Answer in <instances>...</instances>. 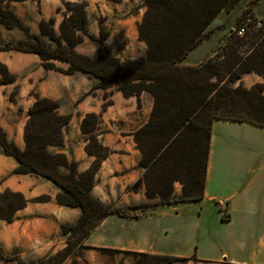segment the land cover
<instances>
[{
    "label": "crops",
    "instance_id": "0c3cea01",
    "mask_svg": "<svg viewBox=\"0 0 264 264\" xmlns=\"http://www.w3.org/2000/svg\"><path fill=\"white\" fill-rule=\"evenodd\" d=\"M63 1L85 2L88 6V31L93 38L84 37L76 48L79 54L97 58L109 53L124 63L145 56L147 46L138 33L142 20L120 14L121 2L111 6L104 0H26L9 2L8 6L30 34L38 36L42 20L55 18V29L59 30L64 19ZM102 26L107 38L100 42ZM224 32L231 34L230 30ZM26 39L21 29L0 25V46ZM0 64L15 77L14 83L0 85V130L21 150L25 149L28 113L37 98L58 102L59 114L71 116V120L63 129V146L50 151L67 155L84 173L96 159L87 153L89 140L81 131V123L87 115L101 116L98 139L111 153L96 174L92 194L104 204L118 208L120 214L107 217L83 241L82 247L92 249L78 247L64 264H134L132 256L98 249L188 259L173 264H264V128L248 123H215L204 198L199 202L140 207L148 200L142 183L144 170L139 167L141 153L133 133L147 123L152 97L143 94L141 102L145 108L142 105L138 109L137 99L125 98L115 86L93 91L97 79L80 72L64 75L44 69L41 58L34 53L0 51ZM55 64L62 69L69 67L65 62ZM262 81L256 74L244 75L241 80L248 89ZM106 93L108 100L104 98ZM107 101L112 105L103 110ZM17 167V161L6 156L0 146V195L19 194L27 201L24 208L16 211L12 223L0 219V249L4 254L0 264H34L64 250L69 236L63 234L62 227L76 225L82 216L81 209L57 202L61 191L55 184L34 175L16 174ZM176 186L175 194L180 197L182 187L180 183ZM41 197L49 200L38 202ZM130 221L132 232L121 224ZM143 222H163L161 237L151 228L148 236L140 233L138 224ZM203 231L208 239H200Z\"/></svg>",
    "mask_w": 264,
    "mask_h": 264
},
{
    "label": "trees",
    "instance_id": "16d2710c",
    "mask_svg": "<svg viewBox=\"0 0 264 264\" xmlns=\"http://www.w3.org/2000/svg\"><path fill=\"white\" fill-rule=\"evenodd\" d=\"M12 1L26 0H0V25L21 29L27 39L2 45L0 51L34 53L46 70L64 75L80 72L97 79L93 91L115 85L125 98L135 97L139 108L143 94L154 100L147 123L133 133L141 153L139 167L144 170L142 183L148 200L140 207L199 202L204 198L215 122L248 123L264 128V18L259 22L255 19L251 30H245L243 36L238 30L231 31L221 50L202 64L183 65L189 54L208 37L214 21L223 12L231 13L242 0H145L138 33L147 50L144 57L132 63H124L109 53L91 58L76 51L84 37L92 38L86 3L63 1L64 19L59 30L55 29V18L42 20L37 36L30 34L29 28L11 11L8 3ZM109 1L120 3L122 0ZM61 11L62 7L58 9ZM105 38L102 29L100 41ZM56 61L68 63L69 67L59 68ZM249 74L261 77L262 83L250 89L241 83L237 85ZM0 76V85L15 82V77L1 64ZM59 104L37 98L28 113L24 150L0 130L4 154L18 163L16 174L34 175L52 182L61 191L57 196L60 205L82 210L76 225L62 227L63 234L69 236L67 248L34 264H64L101 222L110 215L120 214L118 208L104 204L92 194L96 174L111 153L98 139L101 116L87 115L81 123V131L89 140L87 153L96 160L88 171L80 173L78 164L67 155L50 151L52 147L63 146V129L71 120V116L59 114ZM179 183L182 194L177 197ZM138 186L139 183L135 189ZM48 200V197L37 199L38 202ZM26 204L19 194L0 195V219L12 223L16 211ZM98 251L132 256L134 264L188 261L167 255ZM0 256L4 257L2 249ZM20 264L25 263L20 261Z\"/></svg>",
    "mask_w": 264,
    "mask_h": 264
},
{
    "label": "rangeland",
    "instance_id": "374dc122",
    "mask_svg": "<svg viewBox=\"0 0 264 264\" xmlns=\"http://www.w3.org/2000/svg\"><path fill=\"white\" fill-rule=\"evenodd\" d=\"M104 1H106L105 4H109L111 6H115L114 4H116L115 2H112L109 0H104ZM122 1H121L120 6H118V7H120V12H119L120 14L121 13H123V14L128 13V15H132L134 17H139L142 20V16L144 14L145 5H146L145 0H122ZM83 3H85V2H83ZM114 11L117 12L116 9H114ZM263 18H264V0H242L231 13L228 14V13L223 12L222 15L219 16L218 19H216V21L210 27V33H209L208 37H206L207 40H205L202 44H200L195 50H193L189 54L187 59L183 62V65H196V63H198L199 61L204 60L206 58V56L207 57L210 56L208 54L213 52L215 49L214 53H212V56L210 58L214 57L215 54L217 52H219L221 50V48L227 42L226 39L228 38L229 33L224 32V31L230 30V32L231 31L236 32L237 30H239L237 28H239L240 26H241V28H244L245 30L249 31V30H251L250 26L252 25V23L255 19L259 22ZM260 26H261L260 24L257 25V28H259ZM102 29H103V33L106 34L105 28L102 26L101 32H100V39H101ZM222 34H223V36H222ZM86 37H88V36H86ZM106 38H107V34H106ZM103 41H100V42H103ZM139 52L141 53V50ZM208 59H205L204 62L207 61ZM240 83L244 86V83H242L241 81L237 85H239ZM112 86H115V85H112ZM108 97H109V95L106 93L104 95L105 100H108ZM110 105H112V102L107 101L103 105V110L107 109ZM142 105H144V102L143 103L141 102V108H142ZM137 108L140 109L138 107V102H137ZM143 108H145V105ZM218 122H220V121H217L215 123H218ZM218 129L222 130V133H223V131H224L223 128L219 127ZM225 134H227V133H225ZM220 140H221V138L219 137L218 145L216 148L217 158H219L218 151L220 148V146H219ZM176 190H177V188H176ZM177 192H178V190H177ZM118 218H120V220H122L124 217H118ZM137 218H139V217H137ZM132 221H133V219H132ZM132 223L133 222H131V221L130 222H122L121 223L123 226L122 228L124 230L129 231V232H132V231H134V228L132 227ZM162 223L163 222H161L159 224L157 222H150V223L143 222L141 224H138L139 225L138 230L140 233L146 234L148 236L149 228H151V229H153V233L155 232V234L158 237H161L162 232L164 230V223L163 224ZM180 230L181 229H179V231ZM212 235H215V234L213 233ZM206 236H207V233L203 231L202 235L200 236V239H208ZM142 238H144V237H142ZM147 238L148 237H146V239ZM178 238L182 239V236H179ZM78 264H87V263H83L82 261H79Z\"/></svg>",
    "mask_w": 264,
    "mask_h": 264
},
{
    "label": "built area",
    "instance_id": "2783aa9c",
    "mask_svg": "<svg viewBox=\"0 0 264 264\" xmlns=\"http://www.w3.org/2000/svg\"><path fill=\"white\" fill-rule=\"evenodd\" d=\"M237 32H238V34H239L240 36H243V35L245 34V29H244V28H241V29H239Z\"/></svg>",
    "mask_w": 264,
    "mask_h": 264
}]
</instances>
